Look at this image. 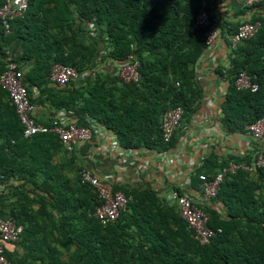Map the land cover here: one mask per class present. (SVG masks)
Returning a JSON list of instances; mask_svg holds the SVG:
<instances>
[{
    "label": "trees",
    "instance_id": "1",
    "mask_svg": "<svg viewBox=\"0 0 264 264\" xmlns=\"http://www.w3.org/2000/svg\"><path fill=\"white\" fill-rule=\"evenodd\" d=\"M219 2L30 0L24 16L11 21V33H5L0 20V75L8 67L12 43L19 40L22 53L12 56L25 71L32 101L51 109L46 124L58 111L72 110L77 125L106 127L124 149L169 150L205 97L197 66L208 49L205 34L218 22ZM248 8L255 12L247 21H260L259 30L234 47L225 38L226 61L215 67L227 82L219 119L229 134L247 133L248 125L264 117V0ZM202 9L210 22L195 26ZM242 23L224 19L219 24L231 35ZM88 24L94 36L88 35ZM99 56L114 61L134 57L140 81L125 83L102 71L81 86L59 85L50 78L55 64L82 72ZM242 71L253 76L257 90L237 87ZM177 106L184 109L181 125L165 142L162 119ZM256 152L264 154L257 145L240 159L210 153L192 174V187L201 190L200 175L213 177L230 162L250 164ZM76 161L55 133L23 136L9 92L0 83V218H12L21 228L19 240L10 244L22 252L6 248L13 264H264V168L227 175L215 197L198 203L208 225L222 229L201 244L178 204L150 186L115 184L133 200L113 223L101 224L91 212L102 198L82 181L83 168ZM174 189L186 194L181 187Z\"/></svg>",
    "mask_w": 264,
    "mask_h": 264
},
{
    "label": "crops",
    "instance_id": "2",
    "mask_svg": "<svg viewBox=\"0 0 264 264\" xmlns=\"http://www.w3.org/2000/svg\"><path fill=\"white\" fill-rule=\"evenodd\" d=\"M209 1L214 3L216 0ZM219 1L214 12L219 23L224 19L242 23L249 20L255 12L248 8L245 0ZM244 10L246 11L243 12ZM87 27L90 29L88 35L94 36L93 25L88 24ZM228 36L229 34L221 29L217 40L207 49L197 66L205 97L191 123L178 127L181 133L174 147L162 151L148 148L124 149L111 130L99 124H92L93 137L79 141L75 146L77 165L118 185L150 186L167 199L174 186L181 187L184 193L200 202L202 190L192 187L191 176L203 163L204 157L215 152L220 159L232 155L240 159L250 153L254 145L264 151V139L256 140L248 132L229 134L220 123V102L227 82L216 74L215 67L226 61L228 46L225 38ZM104 46L101 43V56L106 53ZM22 47L21 41H14L10 49L11 54L19 57ZM101 56L94 65L80 72L81 75L70 84L81 86L87 78L95 77L101 71L116 75L118 61L101 60ZM50 113L49 106L36 105L35 115L41 123L50 119ZM56 117L67 122H76L72 110L58 111L54 119ZM8 245L12 251L22 252L20 247Z\"/></svg>",
    "mask_w": 264,
    "mask_h": 264
},
{
    "label": "built area",
    "instance_id": "3",
    "mask_svg": "<svg viewBox=\"0 0 264 264\" xmlns=\"http://www.w3.org/2000/svg\"><path fill=\"white\" fill-rule=\"evenodd\" d=\"M29 1L9 0L7 3L0 5V20L6 34L12 31L11 21L17 17L24 16L29 7ZM261 1L263 0H245V3L250 6ZM202 15L206 17V20H201ZM209 22L210 15L208 11L202 9L197 15L195 26L205 25ZM259 27L260 21H245L239 26L237 32L229 35L227 39L234 47L241 40L254 35L259 30ZM220 32L219 23H213L205 34L208 48L214 44ZM7 64L8 67L0 75V83L9 92L11 102L15 106V110L23 125L24 137L52 132L58 135L69 152L75 150V146L79 141L90 140L93 137L91 126H79L76 122H67L59 117L53 119L50 124L37 121L35 115L36 105L32 101L24 81L25 71L13 58L11 52H8ZM80 75V71L75 66L58 63L52 67L50 78L59 85H65ZM116 76L125 83H138L141 79L139 61L132 56L124 61H118ZM252 79V75L247 71H242L236 79V85L239 89L257 90L258 84ZM183 113L184 109L181 106L171 108L165 112L161 124L162 136L165 142L171 141L175 131L180 126ZM247 132L256 140L264 139V117L248 125ZM258 168H264V154L262 152H256L250 164L230 162L223 166L213 177L206 174L200 175V188L203 195L200 202L188 194H181L176 189L170 192L168 201L178 204L179 213L193 230L194 238L199 243L206 244L222 229L216 230L208 225L209 217L199 204L207 203L212 197L217 195L221 183L227 175L233 174L239 169L253 172ZM80 174L82 181L96 188L102 198V203L95 207L91 215L103 225L113 223L120 212L133 200V196L116 189L114 181L102 179L87 168H83ZM2 179L3 175L0 174V190L3 187ZM20 232L21 228L14 219L0 218V264H13L12 260L6 255V248L8 244L19 240Z\"/></svg>",
    "mask_w": 264,
    "mask_h": 264
},
{
    "label": "clouds",
    "instance_id": "4",
    "mask_svg": "<svg viewBox=\"0 0 264 264\" xmlns=\"http://www.w3.org/2000/svg\"><path fill=\"white\" fill-rule=\"evenodd\" d=\"M201 20H202V21L206 20V17H204V16L202 15Z\"/></svg>",
    "mask_w": 264,
    "mask_h": 264
}]
</instances>
